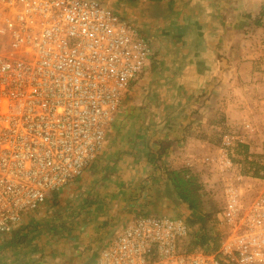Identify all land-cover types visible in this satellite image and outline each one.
<instances>
[{
    "label": "built area",
    "instance_id": "2783aa9c",
    "mask_svg": "<svg viewBox=\"0 0 264 264\" xmlns=\"http://www.w3.org/2000/svg\"><path fill=\"white\" fill-rule=\"evenodd\" d=\"M149 56L139 31L99 0H0V236L91 167ZM241 124L215 158L179 167H217L225 234L216 251H179L189 223L141 215L95 264H264V179L247 169L259 145L235 158L258 127Z\"/></svg>",
    "mask_w": 264,
    "mask_h": 264
},
{
    "label": "crops",
    "instance_id": "0c3cea01",
    "mask_svg": "<svg viewBox=\"0 0 264 264\" xmlns=\"http://www.w3.org/2000/svg\"><path fill=\"white\" fill-rule=\"evenodd\" d=\"M120 2L125 5L116 14L149 44L147 67L124 92L115 124L91 167L43 203L54 207L57 196L62 204L73 203L62 205L65 215L59 220L84 225L85 244L63 258L74 264H95L111 238L138 216L173 217L177 203L166 191L164 171L179 169V159L197 156L196 148L215 129L212 117L246 119L263 109L261 97L256 105H245L247 89L264 88L259 73L264 64L257 57L262 52L246 51L260 28L245 15L254 17L264 0ZM165 149L172 157L157 159ZM10 234L11 229L0 241Z\"/></svg>",
    "mask_w": 264,
    "mask_h": 264
},
{
    "label": "rangeland",
    "instance_id": "374dc122",
    "mask_svg": "<svg viewBox=\"0 0 264 264\" xmlns=\"http://www.w3.org/2000/svg\"><path fill=\"white\" fill-rule=\"evenodd\" d=\"M99 1H101L106 7L111 8L112 10L114 9V12H119L117 10L119 8L122 9V7H124L125 5L123 2H120L122 0ZM262 25L263 26L257 30L259 32H256V37L254 39L256 41L253 42V39H251L249 42H247L246 51L250 52V55H252L253 48H260L262 56L259 55L257 57L261 60L259 62H261V64H264V21L262 22ZM247 39L250 38L247 37L246 40ZM256 61L258 60L256 59ZM259 73L262 77L261 79L264 80V65ZM262 90L263 91H261V93L257 91L254 92L251 87L247 89V91L245 92V105L247 106V108L252 107V105H256L257 99L259 97H261V99L259 100L264 99V88H262ZM258 107L263 108L261 111H258V116L246 118L251 123H256L258 132L256 133V135L248 138V146H239L237 148L235 158L237 159L239 157H243V155L248 152L249 147L252 146V143L258 144L259 149L257 150L255 157H253L254 160L247 165V169H249V173L253 175L256 180L261 181L264 179V103L261 102ZM229 114H231V112ZM214 117L215 118L212 117V119H210V122L212 121L214 123V131L207 136L208 139H204L201 142V147L199 146L196 148L195 151L197 152V156H194L195 158L193 159L197 160L199 159V157L205 158L208 156L215 158V156L217 155V147L221 145L223 138L228 135L230 139H234V141H236V137L242 130L241 123L246 120L244 118H237L235 114L232 118L224 117L222 119L220 116ZM206 141L207 144L204 143ZM101 151L102 148L100 152ZM100 152L98 153L97 157L99 156ZM168 152L169 151L166 149L163 151L161 150V152H159V154L162 155L161 159L166 158V156L172 157V155H170V153ZM159 158L160 156H157V159ZM181 160L186 159H179V161L177 160L175 167H180ZM197 167L200 168L197 169L194 166L191 171L198 174L201 181H203V183L205 184V191L202 200L207 207L208 213L210 214L207 219H203L202 222H200L201 224H199V227L203 226L205 231H208L213 235H223L225 234V228L218 218V210L222 205V181L217 171V167L212 163L200 164V166ZM260 187L261 182H259L258 184L255 183L254 189H258ZM50 199H48L49 202H51ZM61 201L62 200L60 196H57L56 204L53 203L54 207L45 206L44 204L40 205L36 210L31 211L30 215L25 218L24 222H22L23 220H21V222L17 224L16 228H11L10 236L12 238L6 240L5 242H2V240L0 241V264L75 263L71 262L70 260L64 261L63 258H65L69 253L74 254L71 249L75 246L81 249L82 244H85L83 239L86 238V235L83 230H80L84 225L82 223H78V221H74L71 223L60 222L59 218H62L65 215L63 211L64 207L62 208V205L73 204L72 202H67L68 200L64 201L62 204ZM169 203L170 205L173 204V200L171 198L169 200ZM173 209V217L183 218V220L188 223L186 219L188 212L184 207L176 204ZM197 227L198 224L194 226V228ZM193 231L194 229H192V232ZM86 245L88 246V244ZM87 246L80 251L87 250ZM78 248L75 249V251H78ZM89 248L90 247H88V249Z\"/></svg>",
    "mask_w": 264,
    "mask_h": 264
},
{
    "label": "trees",
    "instance_id": "16d2710c",
    "mask_svg": "<svg viewBox=\"0 0 264 264\" xmlns=\"http://www.w3.org/2000/svg\"><path fill=\"white\" fill-rule=\"evenodd\" d=\"M245 16L251 21L254 28L262 27V22L264 21V4L260 6L258 14L255 17H252L250 14H246ZM157 156L161 158L162 155L158 153ZM163 177L166 191L173 197L175 204L177 203L186 209L188 212L186 219L194 229V231L180 243L178 250H186L187 252L202 250L208 253L216 251L219 248L221 235H213L205 231L203 226L199 227V224H201L200 222L210 216L202 200L205 184L201 181L199 175L188 169H179L166 170L164 171ZM57 194L58 193H54L52 196L55 197ZM55 198L53 201H55L54 203L56 204L57 200ZM52 206L54 205L52 204ZM196 224H198V227L194 228ZM86 264H92V262H87Z\"/></svg>",
    "mask_w": 264,
    "mask_h": 264
}]
</instances>
